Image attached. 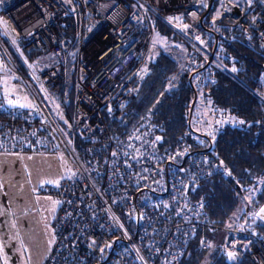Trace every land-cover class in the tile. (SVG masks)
I'll return each mask as SVG.
<instances>
[{
	"label": "built area",
	"instance_id": "obj_1",
	"mask_svg": "<svg viewBox=\"0 0 264 264\" xmlns=\"http://www.w3.org/2000/svg\"><path fill=\"white\" fill-rule=\"evenodd\" d=\"M204 4L205 0H0V28L15 50H45L56 59L42 72L30 68L31 80L15 66V73L32 93L37 89L41 100L37 108L21 113L0 109V147L9 150L19 140L31 142L38 115L46 133L43 144L61 143L75 167L73 175L44 189L55 193L60 205L42 264H180L202 225L224 230L222 247L229 254L248 253L264 264V235L241 223L204 220V201L191 196L203 176L230 171L218 152L167 144L162 125L150 114L122 134L111 129L155 69L163 43L155 19L168 26L171 38L182 46V38L201 39ZM221 11L232 23L230 40L240 37L251 48L264 44V0H222ZM66 12L76 24L74 119L67 122L74 141L60 129L64 112L49 92L50 86L65 81L64 65L73 48L57 22ZM255 214L264 221V202ZM209 243V235L202 233L200 244Z\"/></svg>",
	"mask_w": 264,
	"mask_h": 264
},
{
	"label": "trees",
	"instance_id": "obj_2",
	"mask_svg": "<svg viewBox=\"0 0 264 264\" xmlns=\"http://www.w3.org/2000/svg\"><path fill=\"white\" fill-rule=\"evenodd\" d=\"M205 1L200 23L201 38L207 42L209 53L222 68L191 46L185 54L175 52L172 46L160 50L154 71L148 75L138 96L128 103L122 117L112 124L111 129L114 134H122L132 129L144 115L150 114L162 125L167 144L186 143L192 151L208 148L218 152L230 171L227 174L205 175L199 180V186L190 190L193 198L202 199L205 203L203 219L219 225L241 223L247 229L264 235V221L255 214L254 209L246 208L240 217L232 219L242 195L258 180L262 181L249 202L254 208L264 202V44L257 43L251 48L240 37L230 40L228 32L232 23L222 14V0H213L209 10V0ZM57 22L72 42L75 56L74 61H70L69 56L64 65L65 81L50 86L49 92L64 112L65 121L60 124V129L66 138L74 141V137L67 132V122L74 119L76 24L69 12L61 15ZM155 22L160 28V35L172 37L168 26L159 19H155ZM0 42L21 73L31 80V67L26 65L1 28ZM44 53L45 50L23 51L28 62H33ZM2 108L14 113L10 107ZM40 120L37 115L31 142L19 140L9 150L57 149L58 143L53 144L54 140L51 144H43L46 133L39 125ZM207 120L213 124L209 132L203 126ZM0 150L6 149L0 147ZM202 233L209 235L208 246L200 244ZM223 238L222 228L210 230L204 225L200 226L180 264H259L251 254H229L222 247Z\"/></svg>",
	"mask_w": 264,
	"mask_h": 264
},
{
	"label": "rangeland",
	"instance_id": "obj_3",
	"mask_svg": "<svg viewBox=\"0 0 264 264\" xmlns=\"http://www.w3.org/2000/svg\"><path fill=\"white\" fill-rule=\"evenodd\" d=\"M157 37L163 41L158 47L157 58L160 50H165L170 46L175 49V52L183 54L191 46L208 57L209 61L222 68L209 53L207 42L203 38L194 40L181 37L183 43L182 46H178L175 42L176 39L162 36L160 33L157 34ZM22 49L21 54L16 51L24 59L26 65H29L34 71H40L54 62L52 60L44 61L46 63L41 60L38 63L28 62L23 55L25 49ZM0 52L5 53V50L0 48ZM5 55L7 54L5 53ZM10 57L9 55V61H2L0 58V71L9 87L12 86L13 93L9 92L5 98H8L9 102H17L18 98H25L27 88L18 84L15 73L17 64ZM70 61H74L73 54ZM33 92L35 94L31 93L35 102L32 107H35L38 105L37 100H41V97L36 89L33 88ZM8 100L6 99V101ZM193 124L195 125L194 122ZM211 124L208 120L204 122L203 126L207 132L211 130ZM74 171V164L68 158L61 143H58L57 149L50 151L0 150V210L9 213L8 223H4L6 218H0V228H9V240L0 239V264L43 263L54 238L52 221L59 206L58 196L53 192H46L44 189L49 185H58L61 179L73 175ZM261 181L258 180L252 184L250 189L242 195L239 207L232 216L233 220L240 217L241 212L246 208L256 211L262 205L254 208L249 202L250 196Z\"/></svg>",
	"mask_w": 264,
	"mask_h": 264
},
{
	"label": "crops",
	"instance_id": "obj_4",
	"mask_svg": "<svg viewBox=\"0 0 264 264\" xmlns=\"http://www.w3.org/2000/svg\"><path fill=\"white\" fill-rule=\"evenodd\" d=\"M0 48H3V46L1 45V42H0ZM5 53L7 55H5ZM5 53L0 52V58H1L2 61H9V54L7 53L6 50H5ZM73 53L74 52L71 51L69 53V55H68V58H69V56L71 57V55ZM40 60L43 61V63H46V62H44L46 60L49 61V62H50V60H52L54 62L56 61L55 56L51 52H48V51H46V53H44L40 57L36 58L34 61H35V63H38ZM54 62L51 65L48 64V67H46L44 69H47L50 66H52L54 64ZM34 72L39 73L38 71H34ZM16 77H17V80H18V84L20 83L19 85H22L25 88H27V94H26L25 98H18L17 102L16 101L15 102H9L8 98H5V95L6 94H9V92L10 93H13L12 92V86L9 87V84H7L6 80L3 78V74H1V71H0V107L1 106L2 107H5L6 106L8 109L10 107V108L13 109L12 112H14V113H21L24 109H28L30 107L31 108H37V106L32 107V104H34V102H35V98H33L34 96L31 93V91L29 90L30 88L28 87V85L26 84V82L24 81V79L21 76L17 75V74H16ZM34 89H36V88L34 87ZM6 99L8 101H6ZM74 173H75V171H74ZM59 205H60V199H59ZM0 214H2V215H0V218H2V217H3V219L6 218L4 220V223L5 224L8 223L9 222L8 221L9 220V213H4V212H2L0 210ZM5 224H4V226L6 227ZM0 239H2V240H9V228H6V229L4 227H1L0 228Z\"/></svg>",
	"mask_w": 264,
	"mask_h": 264
},
{
	"label": "water",
	"instance_id": "obj_5",
	"mask_svg": "<svg viewBox=\"0 0 264 264\" xmlns=\"http://www.w3.org/2000/svg\"><path fill=\"white\" fill-rule=\"evenodd\" d=\"M212 1L213 0H209L208 1V5H207V10H209L210 9V7H211V4H212ZM19 71V73H21V71L20 70H18ZM194 103V102H193ZM192 107H193V105L191 106V109H192ZM199 186V182H197L193 187H192V190H195L196 189V187H198Z\"/></svg>",
	"mask_w": 264,
	"mask_h": 264
}]
</instances>
